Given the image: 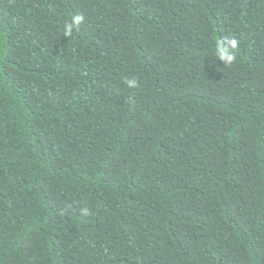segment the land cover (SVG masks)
<instances>
[{
    "label": "trees",
    "instance_id": "1",
    "mask_svg": "<svg viewBox=\"0 0 264 264\" xmlns=\"http://www.w3.org/2000/svg\"><path fill=\"white\" fill-rule=\"evenodd\" d=\"M0 264H264V0H0Z\"/></svg>",
    "mask_w": 264,
    "mask_h": 264
},
{
    "label": "clouds",
    "instance_id": "2",
    "mask_svg": "<svg viewBox=\"0 0 264 264\" xmlns=\"http://www.w3.org/2000/svg\"><path fill=\"white\" fill-rule=\"evenodd\" d=\"M82 15H74L70 21L64 25V34L70 36L74 29H78L79 25L83 22ZM238 40L235 38L225 37L222 41L217 43L215 55L218 59H223L226 64H231L235 59V50L238 48ZM126 83L133 87L136 85V80H127Z\"/></svg>",
    "mask_w": 264,
    "mask_h": 264
}]
</instances>
